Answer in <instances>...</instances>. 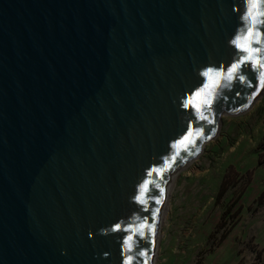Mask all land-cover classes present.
Returning a JSON list of instances; mask_svg holds the SVG:
<instances>
[{"label":"water","instance_id":"water-1","mask_svg":"<svg viewBox=\"0 0 264 264\" xmlns=\"http://www.w3.org/2000/svg\"><path fill=\"white\" fill-rule=\"evenodd\" d=\"M246 12L0 0V264H153L173 174L264 94Z\"/></svg>","mask_w":264,"mask_h":264},{"label":"rangeland","instance_id":"rangeland-1","mask_svg":"<svg viewBox=\"0 0 264 264\" xmlns=\"http://www.w3.org/2000/svg\"><path fill=\"white\" fill-rule=\"evenodd\" d=\"M237 177L223 197L228 170ZM155 264H264V94L175 172Z\"/></svg>","mask_w":264,"mask_h":264},{"label":"snow or ice","instance_id":"snow-or-ice-1","mask_svg":"<svg viewBox=\"0 0 264 264\" xmlns=\"http://www.w3.org/2000/svg\"><path fill=\"white\" fill-rule=\"evenodd\" d=\"M245 3L247 5V12L242 19H247L250 21L249 26L244 32V35L241 37H237V39H248V45H242L237 44L238 48H241L243 52L247 53V56H245L243 62H252L254 64L258 63L259 67H264V62L253 60L252 56L254 53H259L261 49L253 48L251 47L252 41L255 39L257 35H259V29L256 28L257 23L264 24V0H245ZM235 43V40L233 41ZM256 43H261L264 41L256 40ZM239 68V62L236 64H233L230 72H233L235 70H238ZM207 75V73H205ZM243 79V77H240ZM261 85H264V74L261 76ZM185 139H188L187 137Z\"/></svg>","mask_w":264,"mask_h":264},{"label":"trees","instance_id":"trees-1","mask_svg":"<svg viewBox=\"0 0 264 264\" xmlns=\"http://www.w3.org/2000/svg\"><path fill=\"white\" fill-rule=\"evenodd\" d=\"M238 174H236V172H234V170L230 169L227 171L220 189H219V196L223 197L225 195V193H227L228 189L231 187V179H233V177H237Z\"/></svg>","mask_w":264,"mask_h":264},{"label":"bare ground","instance_id":"bare-ground-1","mask_svg":"<svg viewBox=\"0 0 264 264\" xmlns=\"http://www.w3.org/2000/svg\"><path fill=\"white\" fill-rule=\"evenodd\" d=\"M170 183V182H169ZM169 186V184H168ZM167 191H168V187H167ZM166 195H167V192H166ZM166 197H165V200H164V203L162 205V210H161V214H160V219H159V226H158V232H157V238H156V246H155V250H154V262L153 264H155V257L157 255V252H158V240H159V237H160V221H161V218H162V215L166 213L167 211V207H166Z\"/></svg>","mask_w":264,"mask_h":264}]
</instances>
